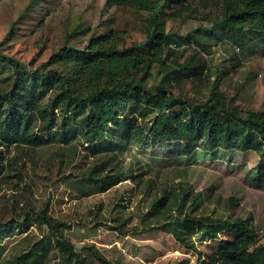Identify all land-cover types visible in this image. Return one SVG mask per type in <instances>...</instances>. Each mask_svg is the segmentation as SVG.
<instances>
[{
    "label": "rangeland",
    "instance_id": "374dc122",
    "mask_svg": "<svg viewBox=\"0 0 264 264\" xmlns=\"http://www.w3.org/2000/svg\"><path fill=\"white\" fill-rule=\"evenodd\" d=\"M240 7L242 0H0V108H10L11 90L49 108L66 86L73 95L106 88L128 65L145 88L163 84L165 97L184 107L264 116V37L248 21L229 25ZM144 8L166 39L138 67L99 60L90 74L52 57L67 47L89 51L101 38L107 50L140 45L150 33ZM37 74L50 80L37 85ZM120 104L96 144L82 136L85 112L61 109L38 145L0 140V264H208L234 238L230 228H205L216 220H246L250 250L264 248V146L232 153L196 137L181 153L152 155L135 131L153 114L136 92ZM181 110L176 104L168 115ZM44 215L60 224L71 253L59 249Z\"/></svg>",
    "mask_w": 264,
    "mask_h": 264
},
{
    "label": "trees",
    "instance_id": "16d2710c",
    "mask_svg": "<svg viewBox=\"0 0 264 264\" xmlns=\"http://www.w3.org/2000/svg\"><path fill=\"white\" fill-rule=\"evenodd\" d=\"M105 2L109 5H120L123 0H105ZM240 8V11L233 13L230 17L229 25L238 26L240 23L248 21L253 24L252 28L257 32L255 34L264 37V0H242ZM145 10L150 12V26L147 28L150 33L146 41L140 45L122 50L115 47L107 50V47L100 46L105 44L101 43L105 41V38H101L99 41L90 42L91 50L89 51L81 52L75 48L67 47L63 48L66 52L62 57L55 54L52 57L56 61L75 64L81 71L88 67L90 74H95V70H97L95 66L99 60L131 61V68L138 67L137 61H141L144 55H151L152 51L159 48V43L166 39V36L161 34L162 32L158 35L155 30L159 25L156 23L155 13L151 9ZM123 69L128 73L118 80L113 81V76H108L106 88L87 89L78 92V95H73L75 92L69 87L70 85L66 86L64 91L61 90L56 94L49 108L40 106L30 92L11 90L5 96L10 108L5 111L0 108V140L4 144L13 142L19 145H38L42 141L44 133L54 129L56 121L54 110L61 109L68 113L83 110L85 118L82 136L85 143L96 144L104 140L103 122L109 116L116 115L120 108V111H124L120 104L122 97H128L131 93L136 92L144 101V111L153 114L148 123L142 124L141 122L136 127L135 141L140 145L142 151L150 149L152 155L168 150L181 153L196 137H206L209 143H218L223 150L232 153H245L264 146L263 115L240 116L238 113L230 111L221 116L214 107L204 104L184 107V103L165 97L162 89L163 84L145 88L141 81L134 79L133 74L128 70V65H125ZM48 80L50 79L42 81L41 74H37L33 79L37 85H43ZM55 82L64 85L68 83L63 82L61 78H57ZM53 84L54 82H48L46 87L50 88ZM53 88L57 89L55 86ZM176 104L182 105V110L170 117L168 111ZM130 122H132L131 119L125 122V129L130 127L128 125ZM35 128L39 135L34 132ZM104 184L105 187H108L112 182L104 180ZM40 218L52 231L57 233L59 223L45 215ZM208 225L207 227L201 226L217 230L230 228L234 236L231 242L223 244L219 248L213 259H219L222 264H264V248L257 246L250 250L254 246L255 234L246 220H237L232 224L228 221L216 220ZM56 235L59 249L71 253V246L64 239L62 240L58 233Z\"/></svg>",
    "mask_w": 264,
    "mask_h": 264
},
{
    "label": "built area",
    "instance_id": "2783aa9c",
    "mask_svg": "<svg viewBox=\"0 0 264 264\" xmlns=\"http://www.w3.org/2000/svg\"><path fill=\"white\" fill-rule=\"evenodd\" d=\"M208 264H222V262L219 259H214V260L208 262Z\"/></svg>",
    "mask_w": 264,
    "mask_h": 264
},
{
    "label": "clouds",
    "instance_id": "9594fccd",
    "mask_svg": "<svg viewBox=\"0 0 264 264\" xmlns=\"http://www.w3.org/2000/svg\"><path fill=\"white\" fill-rule=\"evenodd\" d=\"M214 260V259H213ZM212 261V260H211Z\"/></svg>",
    "mask_w": 264,
    "mask_h": 264
}]
</instances>
